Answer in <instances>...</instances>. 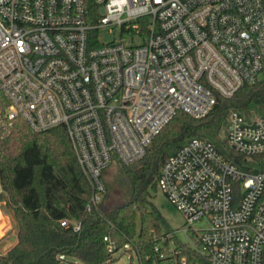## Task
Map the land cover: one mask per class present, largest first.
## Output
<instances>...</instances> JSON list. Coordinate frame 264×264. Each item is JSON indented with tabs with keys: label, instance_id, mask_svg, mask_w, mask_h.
<instances>
[{
	"label": "built area",
	"instance_id": "1",
	"mask_svg": "<svg viewBox=\"0 0 264 264\" xmlns=\"http://www.w3.org/2000/svg\"><path fill=\"white\" fill-rule=\"evenodd\" d=\"M101 29L117 37L103 41ZM262 74L264 0H0L8 100L0 124L64 126L91 187L88 210L101 208V174L114 155L138 160L176 111L202 117L217 93L230 96ZM224 137L246 160L264 155V115L230 111ZM261 165L234 163L209 138L187 139L157 176L183 226L154 232L145 255L135 240L105 234L108 256L97 264L119 251L136 259L128 264H264ZM60 224L80 229L75 219ZM59 264L86 263L62 256Z\"/></svg>",
	"mask_w": 264,
	"mask_h": 264
},
{
	"label": "trees",
	"instance_id": "2",
	"mask_svg": "<svg viewBox=\"0 0 264 264\" xmlns=\"http://www.w3.org/2000/svg\"><path fill=\"white\" fill-rule=\"evenodd\" d=\"M95 10L93 3L90 5ZM8 100L0 90V113ZM264 115V74L254 83L241 85L232 95L216 94V101L202 117L178 110L154 135L142 157L131 163L115 155L118 174L109 179L102 171L106 194L122 186L124 200L106 210H88L91 187L77 161L64 126L33 129L21 117L0 124V201L4 200L16 227V242L0 253V264H59L62 256L86 264L107 258L102 236L118 244L135 240L141 255L152 252V234L160 231L161 215L149 199L157 185L164 160L189 138L200 136L236 164L260 165L264 155L245 156L225 137L216 138L230 111ZM264 167V165H261ZM75 219L80 229L62 226L60 219ZM202 264H209L199 258Z\"/></svg>",
	"mask_w": 264,
	"mask_h": 264
},
{
	"label": "rangeland",
	"instance_id": "3",
	"mask_svg": "<svg viewBox=\"0 0 264 264\" xmlns=\"http://www.w3.org/2000/svg\"><path fill=\"white\" fill-rule=\"evenodd\" d=\"M101 37L103 41L113 40L114 37H117L116 34L108 33L106 29H101ZM230 113V112H229ZM249 114H259L256 112H250ZM229 115V114H228ZM228 116L226 118V123L221 127L216 138H224L225 128L227 126ZM107 174L109 179L115 177L118 174L117 167L111 165L107 168ZM0 188V192H1ZM123 187L114 185L108 194L104 196L101 207L108 210L114 205L120 204L124 200ZM149 199L155 205L157 210L161 215L160 220V231H174L184 224V216L179 209H177L167 198V196L161 191V189L156 185L154 189L150 191ZM3 221V222H2ZM2 222V223H1ZM199 224V223H198ZM178 237L184 238L183 234L177 233ZM17 240L16 236V227L14 220L10 211L7 209L4 200L0 201V253H4L8 250ZM187 255L190 256V252H187ZM72 260L78 262L76 258ZM136 261L133 257H130V252H117L115 254V259L108 264H128ZM80 262V261H79Z\"/></svg>",
	"mask_w": 264,
	"mask_h": 264
},
{
	"label": "water",
	"instance_id": "4",
	"mask_svg": "<svg viewBox=\"0 0 264 264\" xmlns=\"http://www.w3.org/2000/svg\"><path fill=\"white\" fill-rule=\"evenodd\" d=\"M101 11H103V9L101 8ZM234 148V146H232Z\"/></svg>",
	"mask_w": 264,
	"mask_h": 264
},
{
	"label": "crops",
	"instance_id": "5",
	"mask_svg": "<svg viewBox=\"0 0 264 264\" xmlns=\"http://www.w3.org/2000/svg\"><path fill=\"white\" fill-rule=\"evenodd\" d=\"M2 222H3V221H2ZM2 222H1V223H2Z\"/></svg>",
	"mask_w": 264,
	"mask_h": 264
}]
</instances>
